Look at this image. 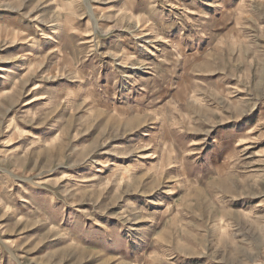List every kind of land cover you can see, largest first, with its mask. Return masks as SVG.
Returning a JSON list of instances; mask_svg holds the SVG:
<instances>
[{
    "label": "rangeland",
    "instance_id": "rangeland-1",
    "mask_svg": "<svg viewBox=\"0 0 264 264\" xmlns=\"http://www.w3.org/2000/svg\"><path fill=\"white\" fill-rule=\"evenodd\" d=\"M0 264H264V0H0Z\"/></svg>",
    "mask_w": 264,
    "mask_h": 264
}]
</instances>
